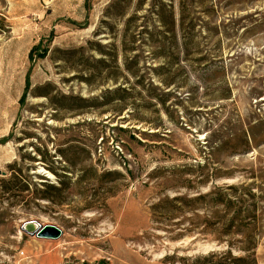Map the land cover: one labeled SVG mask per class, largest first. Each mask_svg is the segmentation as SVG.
I'll return each instance as SVG.
<instances>
[{
    "label": "rangeland",
    "instance_id": "1",
    "mask_svg": "<svg viewBox=\"0 0 264 264\" xmlns=\"http://www.w3.org/2000/svg\"><path fill=\"white\" fill-rule=\"evenodd\" d=\"M0 264H264V0H0Z\"/></svg>",
    "mask_w": 264,
    "mask_h": 264
},
{
    "label": "bare ground",
    "instance_id": "2",
    "mask_svg": "<svg viewBox=\"0 0 264 264\" xmlns=\"http://www.w3.org/2000/svg\"><path fill=\"white\" fill-rule=\"evenodd\" d=\"M37 174L44 175L47 178H49L50 180H54V178H55V176L52 173H50L49 171L45 170L43 167L39 168V170L37 171ZM130 213H131L130 210L127 208L125 210V212L123 213V220L124 221H128L130 218H132ZM46 226H49L47 229L54 230L55 228H57V229L61 230L60 228H58V227H56V226H54L52 224H48ZM32 229H33V226H26V230L32 231ZM62 234H64L63 231H62ZM46 239H48L47 241H57L58 240L57 238H53V237H48Z\"/></svg>",
    "mask_w": 264,
    "mask_h": 264
},
{
    "label": "built area",
    "instance_id": "3",
    "mask_svg": "<svg viewBox=\"0 0 264 264\" xmlns=\"http://www.w3.org/2000/svg\"><path fill=\"white\" fill-rule=\"evenodd\" d=\"M26 226H33L34 227V230L32 231V234H34L33 237L35 239H38V240L45 239L43 235H44V232H45V230L47 228L46 225L44 226V225H42V224H40V223H38L36 221H32V222L26 223L24 227L26 228ZM57 230L59 232L58 235L59 236L62 235V231L59 230V229H57Z\"/></svg>",
    "mask_w": 264,
    "mask_h": 264
},
{
    "label": "trees",
    "instance_id": "4",
    "mask_svg": "<svg viewBox=\"0 0 264 264\" xmlns=\"http://www.w3.org/2000/svg\"><path fill=\"white\" fill-rule=\"evenodd\" d=\"M161 18H162V21H164V22H172V25H173V16H170L169 17V15H165V14H162L161 15ZM182 21H183V23H184V19H185V16L183 15L182 16ZM172 33V32H171ZM33 53H34V51H33ZM46 54H47V52H44L43 53V55H42V57L44 58L45 56H46ZM30 85H31V83H30V76L26 79V89H25V92H24V94H23V96H22V98H21V104H24L25 103V101H26V98H27V94H28V89L30 88ZM7 139L5 138V139H3V141H1V142H4V141H6Z\"/></svg>",
    "mask_w": 264,
    "mask_h": 264
},
{
    "label": "water",
    "instance_id": "5",
    "mask_svg": "<svg viewBox=\"0 0 264 264\" xmlns=\"http://www.w3.org/2000/svg\"><path fill=\"white\" fill-rule=\"evenodd\" d=\"M49 226H47V228H48ZM46 228V232H44V238H48V237H53V238H57V236H58V230L55 228L54 230H52V229H47ZM32 236H34V234H31Z\"/></svg>",
    "mask_w": 264,
    "mask_h": 264
}]
</instances>
